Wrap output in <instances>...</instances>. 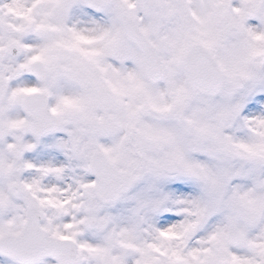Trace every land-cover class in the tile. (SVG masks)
Returning a JSON list of instances; mask_svg holds the SVG:
<instances>
[{
  "label": "snow or ice",
  "instance_id": "1",
  "mask_svg": "<svg viewBox=\"0 0 264 264\" xmlns=\"http://www.w3.org/2000/svg\"><path fill=\"white\" fill-rule=\"evenodd\" d=\"M0 264H264V0H0Z\"/></svg>",
  "mask_w": 264,
  "mask_h": 264
}]
</instances>
